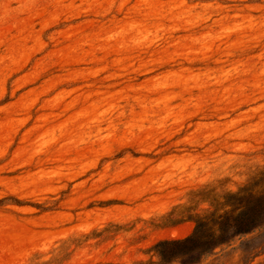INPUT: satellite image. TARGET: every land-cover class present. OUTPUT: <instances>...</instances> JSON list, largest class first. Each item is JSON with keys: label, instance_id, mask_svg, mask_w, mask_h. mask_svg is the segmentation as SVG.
<instances>
[{"label": "rangeland", "instance_id": "1", "mask_svg": "<svg viewBox=\"0 0 264 264\" xmlns=\"http://www.w3.org/2000/svg\"><path fill=\"white\" fill-rule=\"evenodd\" d=\"M261 167L264 0H0V264L155 259ZM197 264H264V224Z\"/></svg>", "mask_w": 264, "mask_h": 264}, {"label": "trees", "instance_id": "2", "mask_svg": "<svg viewBox=\"0 0 264 264\" xmlns=\"http://www.w3.org/2000/svg\"><path fill=\"white\" fill-rule=\"evenodd\" d=\"M189 196V203L173 208L161 218V224L175 227L192 222V233L184 238L158 241L150 250L155 259L135 264H197L217 247L263 225L264 167L236 191L206 185L191 191ZM11 200L16 205L23 204L17 199Z\"/></svg>", "mask_w": 264, "mask_h": 264}]
</instances>
